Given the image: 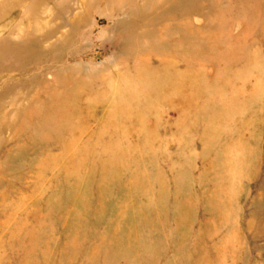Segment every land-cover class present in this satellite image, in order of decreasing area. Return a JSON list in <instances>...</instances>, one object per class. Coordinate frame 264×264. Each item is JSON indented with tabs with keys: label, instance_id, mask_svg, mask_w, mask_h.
I'll list each match as a JSON object with an SVG mask.
<instances>
[{
	"label": "rangeland",
	"instance_id": "374dc122",
	"mask_svg": "<svg viewBox=\"0 0 264 264\" xmlns=\"http://www.w3.org/2000/svg\"><path fill=\"white\" fill-rule=\"evenodd\" d=\"M4 39L0 264H264V0H0Z\"/></svg>",
	"mask_w": 264,
	"mask_h": 264
},
{
	"label": "bare ground",
	"instance_id": "6f19581e",
	"mask_svg": "<svg viewBox=\"0 0 264 264\" xmlns=\"http://www.w3.org/2000/svg\"><path fill=\"white\" fill-rule=\"evenodd\" d=\"M28 13L31 12L30 6H28ZM33 13V11H32ZM25 50V47L21 43H15V44H10L7 42V40H3L0 42V52H6L14 55L22 54V52Z\"/></svg>",
	"mask_w": 264,
	"mask_h": 264
}]
</instances>
